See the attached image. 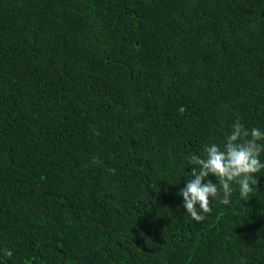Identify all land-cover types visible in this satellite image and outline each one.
Segmentation results:
<instances>
[{"label": "trees", "instance_id": "1", "mask_svg": "<svg viewBox=\"0 0 264 264\" xmlns=\"http://www.w3.org/2000/svg\"><path fill=\"white\" fill-rule=\"evenodd\" d=\"M237 120L264 0H0V264H264V169L199 223L178 195Z\"/></svg>", "mask_w": 264, "mask_h": 264}, {"label": "clouds", "instance_id": "2", "mask_svg": "<svg viewBox=\"0 0 264 264\" xmlns=\"http://www.w3.org/2000/svg\"><path fill=\"white\" fill-rule=\"evenodd\" d=\"M178 111L183 114L186 109L181 106ZM261 141H264V130L246 129L237 120L222 147L210 143L205 145L202 155L193 153L186 157L192 170L178 195L183 197V208L195 222L204 221L205 215L212 212L213 199L229 205L235 190L233 185L238 186L241 200H249L258 183L255 174L264 169L260 160L261 153H264ZM210 176L216 178L215 183ZM4 255L11 257L12 251L5 249Z\"/></svg>", "mask_w": 264, "mask_h": 264}]
</instances>
